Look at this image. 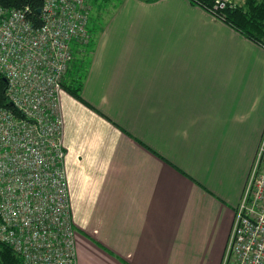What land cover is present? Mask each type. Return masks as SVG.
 Instances as JSON below:
<instances>
[{
    "label": "crops",
    "instance_id": "0c3cea01",
    "mask_svg": "<svg viewBox=\"0 0 264 264\" xmlns=\"http://www.w3.org/2000/svg\"><path fill=\"white\" fill-rule=\"evenodd\" d=\"M81 96L60 93L78 264H221L264 132V48L191 0H124Z\"/></svg>",
    "mask_w": 264,
    "mask_h": 264
},
{
    "label": "built area",
    "instance_id": "2783aa9c",
    "mask_svg": "<svg viewBox=\"0 0 264 264\" xmlns=\"http://www.w3.org/2000/svg\"><path fill=\"white\" fill-rule=\"evenodd\" d=\"M91 10V0H44L36 27L27 10L0 6V73L17 112L0 108V241L21 264H78L60 93ZM221 264H264V132Z\"/></svg>",
    "mask_w": 264,
    "mask_h": 264
},
{
    "label": "trees",
    "instance_id": "16d2710c",
    "mask_svg": "<svg viewBox=\"0 0 264 264\" xmlns=\"http://www.w3.org/2000/svg\"><path fill=\"white\" fill-rule=\"evenodd\" d=\"M102 1L96 11L99 14L102 28L113 16L114 11L106 10V6L110 0H91L92 10L95 4ZM146 2H155L158 0H145ZM193 4L201 6L206 11L222 20L235 31L250 41L264 48V0H245L243 4L238 5L233 1L221 0L224 5L218 4L220 0H191ZM44 0H0V6L7 9L27 10V17L32 23L41 26V15L38 13L42 9ZM105 6V7H102ZM91 16V14H90ZM95 32L88 26L90 40L87 45L74 43L72 45L73 63L63 81V88L70 95L79 101H82L81 92L84 82L88 75L92 56L96 43L101 34V29ZM0 108L9 109L17 113L15 108L10 105L7 97V82L5 76L0 73ZM1 225V216H0ZM0 264H21L20 258L14 250L0 241Z\"/></svg>",
    "mask_w": 264,
    "mask_h": 264
},
{
    "label": "rangeland",
    "instance_id": "374dc122",
    "mask_svg": "<svg viewBox=\"0 0 264 264\" xmlns=\"http://www.w3.org/2000/svg\"><path fill=\"white\" fill-rule=\"evenodd\" d=\"M123 1L124 0H110V3H108L107 5H105L106 7L105 6H102V7H105L106 10H108V11H114V10H116L122 4ZM235 2L238 3V4L241 3V2H238V1H235ZM101 3H102V1H99V3L95 4L94 9H93V11L91 13V16H90L89 27L94 32L96 30L100 29L101 26H102V22L100 21L99 14L96 11V9L99 8L98 6H100ZM7 83H8V81H7Z\"/></svg>",
    "mask_w": 264,
    "mask_h": 264
},
{
    "label": "water",
    "instance_id": "95a60500",
    "mask_svg": "<svg viewBox=\"0 0 264 264\" xmlns=\"http://www.w3.org/2000/svg\"><path fill=\"white\" fill-rule=\"evenodd\" d=\"M38 13L41 14L42 13V9H39ZM10 105L13 106L12 103H10Z\"/></svg>",
    "mask_w": 264,
    "mask_h": 264
},
{
    "label": "bare ground",
    "instance_id": "6f19581e",
    "mask_svg": "<svg viewBox=\"0 0 264 264\" xmlns=\"http://www.w3.org/2000/svg\"><path fill=\"white\" fill-rule=\"evenodd\" d=\"M4 75V74H3ZM5 76V75H4ZM6 78V77H5ZM6 80V79H5ZM6 82H7V80H6ZM7 87H8V83H7Z\"/></svg>",
    "mask_w": 264,
    "mask_h": 264
}]
</instances>
